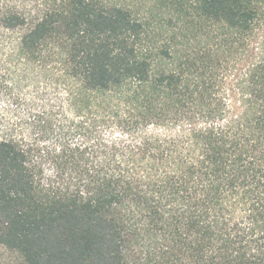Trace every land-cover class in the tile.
Instances as JSON below:
<instances>
[{
    "label": "trees",
    "instance_id": "trees-1",
    "mask_svg": "<svg viewBox=\"0 0 264 264\" xmlns=\"http://www.w3.org/2000/svg\"><path fill=\"white\" fill-rule=\"evenodd\" d=\"M5 264H264V0H0Z\"/></svg>",
    "mask_w": 264,
    "mask_h": 264
},
{
    "label": "rangeland",
    "instance_id": "rangeland-1",
    "mask_svg": "<svg viewBox=\"0 0 264 264\" xmlns=\"http://www.w3.org/2000/svg\"><path fill=\"white\" fill-rule=\"evenodd\" d=\"M8 257H7V254L3 253L1 250H0V264H5L6 261H7Z\"/></svg>",
    "mask_w": 264,
    "mask_h": 264
}]
</instances>
